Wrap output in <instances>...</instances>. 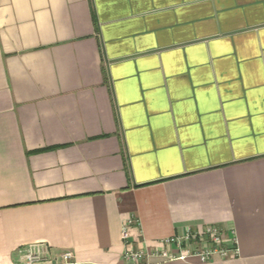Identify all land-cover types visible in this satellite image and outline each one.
I'll return each instance as SVG.
<instances>
[{
	"label": "crops",
	"instance_id": "0c3cea01",
	"mask_svg": "<svg viewBox=\"0 0 264 264\" xmlns=\"http://www.w3.org/2000/svg\"><path fill=\"white\" fill-rule=\"evenodd\" d=\"M129 219L264 264V0H0V264H128ZM210 225L238 257L156 255Z\"/></svg>",
	"mask_w": 264,
	"mask_h": 264
},
{
	"label": "built area",
	"instance_id": "2783aa9c",
	"mask_svg": "<svg viewBox=\"0 0 264 264\" xmlns=\"http://www.w3.org/2000/svg\"><path fill=\"white\" fill-rule=\"evenodd\" d=\"M135 223L136 221L129 219L122 228V235L126 243L124 258L128 264H147L150 253L142 249H135L128 240L129 227ZM164 244L166 249L156 255L167 261L197 257L202 262H209L215 255L230 259L238 257L239 254L237 240L233 239L228 243L223 231L215 225L207 226L203 230L188 228L182 235L167 238L164 240ZM173 247L176 248V252L173 251ZM20 254L26 264H42L49 252L44 245H31L21 250ZM59 259L61 263H70L73 254L63 253Z\"/></svg>",
	"mask_w": 264,
	"mask_h": 264
}]
</instances>
